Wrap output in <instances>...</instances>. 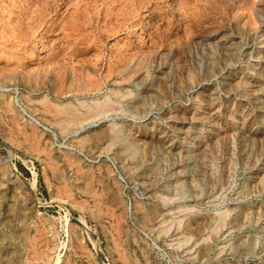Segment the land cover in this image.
Here are the masks:
<instances>
[{"label":"rangeland","instance_id":"1","mask_svg":"<svg viewBox=\"0 0 264 264\" xmlns=\"http://www.w3.org/2000/svg\"><path fill=\"white\" fill-rule=\"evenodd\" d=\"M0 183V264H264V0H0Z\"/></svg>","mask_w":264,"mask_h":264},{"label":"bare ground","instance_id":"2","mask_svg":"<svg viewBox=\"0 0 264 264\" xmlns=\"http://www.w3.org/2000/svg\"><path fill=\"white\" fill-rule=\"evenodd\" d=\"M118 72V71H117ZM123 75V74H122ZM101 84V83H100ZM228 85V84H227ZM239 85H241V84H239L238 83V86ZM89 87V86H88ZM87 87V88H88ZM140 87H141V85H140ZM86 88V89H87ZM239 88H241V87H239ZM99 90V89H98ZM163 91V90H162ZM95 92V91H94ZM70 93V92H69ZM91 93V92H90ZM239 93H241V92H239ZM60 94V93H59ZM64 96H66L65 94H64ZM117 96V95H116ZM120 99V98H119ZM216 100H217V98H215ZM240 99V98H239ZM236 100V99H235ZM105 101V100H104ZM97 103V102H96ZM101 103V101L99 102V104ZM103 103V102H102ZM235 104V103H234ZM215 105V104H214ZM83 106V105H82ZM98 106V105H97ZM207 106V105H206ZM210 106V105H209ZM212 106V105H211ZM251 106V105H250ZM214 107V106H213ZM74 108V107H73ZM71 106H66V107H64L62 110H60V112H55L56 114H60V115H62L63 116V118L66 120L65 122H67V123H71V122H77V123H82L84 120H86V122H87V124L89 123L88 121H87V119H90V118H93V117H95V118H97L96 116H98V115H101L102 113H104L105 112V106L104 105H102V106H99L96 110H90L89 108V111L88 112H86V114H79L78 112V114L74 111V109H73ZM211 108V107H210ZM82 109V108H81ZM108 111V110H107ZM82 113V112H81ZM233 113H234V111H233ZM106 114H107V112H106ZM106 114L104 115V116H106ZM144 114V113H143ZM85 116V118H83ZM186 116V115H185ZM227 117H229V114H228V116ZM226 117V118H227ZM55 119V118H54ZM98 119H100V118H98ZM228 119V118H227ZM226 119V120H227ZM96 120V119H95ZM101 120V119H100ZM253 120V119H252ZM223 121H225V119L223 120ZM254 121H255V119H254ZM189 123H190V121H189ZM191 123H192V120H191ZM66 130V129H65ZM68 130V129H67ZM95 135V134H94ZM97 135V134H96ZM122 137V136H121ZM108 138V137H107ZM123 138V137H122ZM120 142V141H119ZM123 142V141H122ZM216 142V141H215ZM214 142V143H215ZM124 143V142H123ZM82 145V144H81ZM128 145V144H127ZM134 145V144H133ZM215 145V144H214ZM216 145H217V143H216ZM84 146V145H83ZM132 146V145H131ZM205 146H207V145H205ZM236 146V145H235ZM234 146V147H235ZM127 147H129V146H127ZM219 147V146H218ZM132 148V147H131ZM217 148V147H216ZM138 148H136V150H137ZM204 149V148H203ZM206 149H208V148H206ZM224 149V148H223ZM209 150V149H208ZM127 151V150H126ZM209 151H212V150H209ZM216 151H217V149H216ZM215 151V152H216ZM219 151V150H218ZM217 151V152H218ZM132 152V151H131ZM213 152V151H212ZM216 152V153H217ZM130 153V152H129ZM203 153V152H202ZM224 154V153H223ZM222 154V155H223ZM11 155V154H10ZM214 155V154H213ZM217 155V154H216ZM11 157V156H10ZM215 159V158H214ZM237 159V158H236ZM217 160V159H216ZM132 161H134V160H132ZM223 161V160H222ZM136 164V163H135ZM256 165V164H255ZM80 166V165H79ZM193 172V171H192ZM184 173V172H183ZM188 173V172H187ZM190 174V173H189ZM199 174H201V173H199ZM198 174V175H199ZM86 175V174H85ZM185 176H186V174H184ZM82 176V175H81ZM205 176V175H204ZM204 176H202L203 178H204ZM85 177V176H84ZM79 178H80V176H79ZM208 178V177H207ZM186 180V179H185ZM189 180V179H188ZM190 181L192 182L193 180H191L190 179ZM203 181V180H202ZM205 181V180H204ZM203 181V182H204ZM209 181V180H208ZM198 182V181H197ZM194 183V182H193ZM201 183V182H200ZM1 184V183H0ZM204 185V184H203ZM177 186V185H176ZM188 186V185H187ZM244 186V185H243ZM203 187V186H202ZM178 188V187H177ZM176 188V189H177ZM180 189H181V187H180ZM244 189V188H243ZM185 190V189H184ZM191 190V189H190ZM203 190V189H202ZM66 192V191H65ZM63 193V192H62ZM61 193V194H62ZM203 193V192H202ZM187 194V193H186ZM188 196V195H187ZM189 197V196H188ZM196 197V196H195ZM198 198V197H197ZM94 204V203H93ZM62 205V204H61ZM79 205V204H78ZM63 206V205H62ZM78 210V209H77ZM83 210V209H82ZM81 210V211H82ZM80 213H82V212H80ZM247 217V216H246ZM202 218H204V217H202ZM217 218V217H216ZM21 219V218H20ZM207 219V218H206ZM219 219V218H218ZM221 219H222V217H221ZM224 219V218H223ZM234 220V219H233ZM21 221V220H20ZM204 221V220H203ZM224 221V220H223ZM23 222V221H22ZM222 222V221H221ZM208 223V222H207ZM215 224H216V222H215ZM221 224V223H220ZM242 224V223H241ZM42 225V224H41ZM193 225V224H192ZM203 225V224H202ZM210 225V224H209ZM235 226H236V224H234ZM194 226V225H193ZM223 226V225H222ZM209 227V226H208ZM238 227V226H237ZM212 228V227H211ZM15 229V228H14ZM199 229V228H198ZM201 229V228H200ZM194 231V230H193ZM200 231V230H199ZM214 230H212V232H213ZM219 231V230H218ZM198 233H200V232H198ZM216 233V232H215ZM21 236V235H20ZM17 237V236H16ZM20 238V237H19ZM32 239L31 240H33V237H31ZM18 239V238H17ZM36 239V238H35ZM16 241V240H15ZM33 243V242H32ZM40 252V251H39ZM37 252H36V250H35V254H36ZM35 256V255H34ZM39 257V256H38ZM207 257V256H206ZM10 259V258H9ZM14 259V258H13ZM33 261V260H32ZM57 261H58V258L56 259V263H57ZM36 262V261H35ZM8 263V262H7Z\"/></svg>","mask_w":264,"mask_h":264},{"label":"water","instance_id":"3","mask_svg":"<svg viewBox=\"0 0 264 264\" xmlns=\"http://www.w3.org/2000/svg\"><path fill=\"white\" fill-rule=\"evenodd\" d=\"M15 103L17 104V106L20 108V110L25 114V111L18 105L17 100H15ZM45 129V128H44ZM46 130V129H45Z\"/></svg>","mask_w":264,"mask_h":264}]
</instances>
